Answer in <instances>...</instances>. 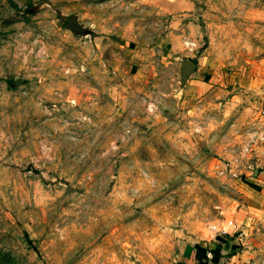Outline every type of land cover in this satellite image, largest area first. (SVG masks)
<instances>
[{
  "label": "rangeland",
  "instance_id": "obj_1",
  "mask_svg": "<svg viewBox=\"0 0 264 264\" xmlns=\"http://www.w3.org/2000/svg\"><path fill=\"white\" fill-rule=\"evenodd\" d=\"M258 1L0 0V264H264Z\"/></svg>",
  "mask_w": 264,
  "mask_h": 264
},
{
  "label": "water",
  "instance_id": "obj_2",
  "mask_svg": "<svg viewBox=\"0 0 264 264\" xmlns=\"http://www.w3.org/2000/svg\"><path fill=\"white\" fill-rule=\"evenodd\" d=\"M65 27L72 32H76L80 34L81 33L83 34L85 31L84 28H82V26L77 21L76 16L74 15L69 17L68 21L65 24ZM184 64H185L184 73H187L190 69L194 68V64L190 60H186Z\"/></svg>",
  "mask_w": 264,
  "mask_h": 264
},
{
  "label": "crops",
  "instance_id": "obj_3",
  "mask_svg": "<svg viewBox=\"0 0 264 264\" xmlns=\"http://www.w3.org/2000/svg\"><path fill=\"white\" fill-rule=\"evenodd\" d=\"M258 6L264 8V0H259L258 1ZM250 19H252V22H259V21H262L261 19H264V18H261L260 15H258V16L257 15H252V16H250ZM263 133H264V131H263ZM263 136H264V134H263ZM262 149H264V147H262Z\"/></svg>",
  "mask_w": 264,
  "mask_h": 264
},
{
  "label": "built area",
  "instance_id": "obj_4",
  "mask_svg": "<svg viewBox=\"0 0 264 264\" xmlns=\"http://www.w3.org/2000/svg\"><path fill=\"white\" fill-rule=\"evenodd\" d=\"M259 138L264 139V136L263 135H259Z\"/></svg>",
  "mask_w": 264,
  "mask_h": 264
},
{
  "label": "trees",
  "instance_id": "obj_5",
  "mask_svg": "<svg viewBox=\"0 0 264 264\" xmlns=\"http://www.w3.org/2000/svg\"><path fill=\"white\" fill-rule=\"evenodd\" d=\"M28 241H29V239H28Z\"/></svg>",
  "mask_w": 264,
  "mask_h": 264
}]
</instances>
